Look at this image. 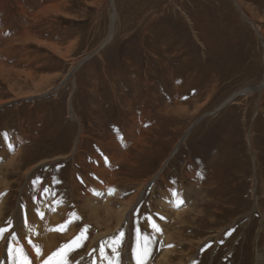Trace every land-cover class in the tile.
Here are the masks:
<instances>
[{"label":"rangeland","instance_id":"374dc122","mask_svg":"<svg viewBox=\"0 0 264 264\" xmlns=\"http://www.w3.org/2000/svg\"><path fill=\"white\" fill-rule=\"evenodd\" d=\"M254 27L264 37V0H0V229L41 198L46 221L86 229L67 262L96 264L103 245L137 264L154 236L146 264H264Z\"/></svg>","mask_w":264,"mask_h":264},{"label":"bare ground","instance_id":"6f19581e","mask_svg":"<svg viewBox=\"0 0 264 264\" xmlns=\"http://www.w3.org/2000/svg\"><path fill=\"white\" fill-rule=\"evenodd\" d=\"M255 28V31L258 32L259 34V40L261 41V45L262 47L264 48V37H263V33H260L259 32V28L257 27H254ZM264 32V31H263ZM24 40V39H23ZM33 40V39H32ZM35 40V39H34ZM18 42V39H12L10 43H8L7 45H5V47L7 49H13V46H15V44ZM45 42V41H44ZM23 43V41H22ZM47 45V43H46ZM51 46V45H50ZM48 48V46H47ZM56 48V47H55ZM57 49V48H56ZM12 54V53H11ZM264 64V63H262ZM6 66L4 65L3 62L0 61V77L4 76L5 75V68ZM12 70V69H10ZM17 71V70H16ZM25 77H24V83H27L28 80L30 81V78H28L30 75L28 74H24ZM45 79V78H44ZM48 79V78H47ZM17 80H20L18 77H17ZM16 81V80H15ZM14 81V82H15ZM21 81V80H20ZM13 82V81H12ZM31 82V81H30ZM107 84V83H106ZM39 92V91H38ZM119 97V96H118ZM182 105V104H180ZM175 107V106H174ZM174 112V111H172ZM169 113V112H168ZM176 113V112H175ZM186 114V113H185ZM177 116V115H176ZM175 116V117H176ZM172 117V116H171ZM174 118V117H172ZM183 118V117H182ZM186 119V118H185ZM180 120V119H179ZM173 122V121H172ZM178 123V122H177ZM176 124V123H175ZM178 125V124H177ZM189 128V127H188ZM146 132V131H145ZM148 134V133H147ZM145 136V135H144ZM148 137V136H147ZM144 137H142L143 139ZM141 139V138H140ZM147 139V138H146ZM143 141V140H142ZM144 141H145V138H144ZM149 141V140H148ZM147 141V142H148ZM75 144V143H74ZM136 144V143H135ZM145 144V143H144ZM146 146V144H145ZM134 147V146H133ZM133 149V148H132ZM145 149V148H144ZM131 150V149H130ZM134 150V149H133ZM143 150V149H142ZM136 151V150H135ZM23 152V150H22ZM146 152V151H144ZM21 153V152H20ZM135 153V152H134ZM141 153V152H140ZM138 152V154H140ZM151 154V153H150ZM137 155V154H136ZM136 155H134L136 157ZM2 156H3V153H2ZM19 156V155H18ZM21 156V155H20ZM19 156V157H20ZM24 156V155H22ZM16 157V156H15ZM6 158V157H5ZM21 158V157H20ZM137 158V157H136ZM10 159V158H9ZM18 159V158H17ZM22 159V158H21ZM139 159V158H138ZM140 160V159H139ZM134 161V159H133ZM15 162V159H13L12 157V161L11 163ZM6 163H8L6 161ZM19 163V162H17ZM104 164V163H103ZM130 164V163H129ZM11 165V164H9ZM13 165V164H12ZM22 165V164H21ZM101 165V163H100ZM135 165L137 166L138 164L135 163ZM3 166H6V165H3ZM19 166V164H18ZM26 166V165H25ZM139 166V165H138ZM22 167V166H21ZM102 167V166H101ZM31 168V167H30ZM134 168V167H133ZM14 169V168H13ZM135 169V168H134ZM133 169V170H134ZM11 170V169H10ZM102 170V169H101ZM107 170V169H106ZM6 171L7 170V167H6ZM12 171V170H11ZM15 171V170H14ZM28 171V170H27ZM10 172V171H9ZM17 172V171H16ZM107 172V171H106ZM2 173V172H1ZM15 172H13L12 174L14 175ZM7 174V173H6ZM21 174V173H20ZM24 175V173H23ZM4 180V179H3ZM13 180V179H12ZM105 181V180H104ZM4 183V182H3ZM15 183V182H14ZM12 183L13 185L17 184V183ZM7 184H10V183H7ZM73 184V183H72ZM0 185H1V182H0ZM3 186V185H2ZM7 185L5 184V187ZM72 186V185H71ZM12 187V186H11ZM64 188V187H63ZM90 193V192H89ZM117 194V193H116ZM117 196V195H116ZM184 196V195H183ZM212 194L208 195V199L212 198ZM201 197V196H200ZM186 198V197H185ZM204 198V197H203ZM2 199V198H1ZM41 198L37 199L36 203L33 205V206H28L27 210H26V215H21L22 217L19 218V222L18 224L16 225L15 229L13 232L9 233L8 230L5 231L2 235H0V264H20V261L22 260V257H21V251L23 252L24 256L27 258L28 260V264H62V261L65 259L62 255V251H60V254L59 255H56V256H53V253H57L59 250H62L63 249V246H53L56 242V239H59L61 241H64L66 242L67 241V245L73 241L74 238H76L77 236H79V234L77 233V228H76V223L71 225V229L69 231V233H66L67 230H64V231H50L49 229H55L57 228L58 226L62 225L63 224V221H61L60 219L62 217H58V215H56V213H53L51 214V217H52V220L51 221H46L44 219V213L43 211H40V205H42V201L40 200ZM131 199V198H130ZM166 199V198H165ZM212 199H215L214 197ZM6 200V199H5ZM94 200V198H93ZM97 200V199H96ZM133 200V199H131ZM203 200V199H202ZM211 200L207 201V202H210ZM49 202V201H48ZM95 202V201H94ZM101 202V201H100ZM105 202V201H104ZM205 202V201H204ZM5 203V202H4ZM3 202H0V216L2 214V208L4 207ZM44 203V201H43ZM99 203V202H98ZM124 203V202H123ZM178 203V202H177ZM49 204V203H48ZM51 204V203H50ZM96 204V203H95ZM103 204V203H102ZM105 205L107 204L106 202L104 203ZM129 204V203H128ZM163 204V203H162ZM174 204H176V201L174 202ZM85 205V204H84ZM122 205V204H121ZM185 205V204H184ZM213 205V204H212ZM99 207L101 205H98ZM126 206V205H125ZM167 206V205H166ZM172 206V205H171ZM87 207V205H86ZM94 207V206H93ZM174 207V206H173ZM185 207V206H184ZM6 208V207H4ZM97 208V207H96ZM95 208V210H96ZM108 208V207H107ZM187 208V207H186ZM20 209V208H19ZM39 209V211H37ZM121 209V208H120ZM127 209V208H126ZM167 209H169L167 207ZM183 209V208H182ZM185 209V208H184ZM183 209V210H184ZM106 210V209H105ZM118 210V209H117ZM125 210V209H124ZM170 210V209H169ZM172 210V209H171ZM181 210V209H180ZM206 210V209H205ZM214 210V209H213ZM211 210V212L213 211ZM36 211L38 214H36ZM66 211V210H64ZM113 211V209H112ZM116 211V210H115ZM121 211V210H120ZM174 211H179V210H174ZM199 211V210H198ZM207 211V210H206ZM20 212V210H19ZM124 212V211H123ZM121 212V213H123ZM127 212V211H126ZM176 212V213H177ZM189 212V211H188ZM112 213V212H111ZM114 213V212H113ZM119 213V212H118ZM179 213V212H178ZM177 213V214H178ZM181 213V212H180ZM184 213V211L182 212ZM198 213V212H197ZM20 214V213H19ZM42 214V216H41ZM106 214V212H105ZM117 214V213H116ZM209 214V213H208ZM40 215V216H39ZM108 215H109V212H108ZM115 215V214H113ZM123 216V214H120ZM176 215V214H175ZM199 215V214H198ZM110 216V215H109ZM200 216V215H199ZM114 217V216H113ZM112 217V218H113ZM182 217V216H181ZM189 217V216H188ZM192 217V216H191ZM3 218V217H2ZM196 218V217H195ZM1 219V218H0ZM181 219V218H180ZM57 222H56V221ZM123 221V220H122ZM125 221V220H124ZM43 222V224L46 222V224L49 225V227L47 228L46 231H39V226L40 224ZM112 222V221H111ZM183 222V221H182ZM16 224V223H15ZM114 224V223H113ZM147 224V223H146ZM186 224V223H185ZM109 225V224H108ZM122 225V224H120ZM45 226V225H44ZM99 226H102L99 224ZM98 226V227H99ZM149 226V225H148ZM159 226V225H158ZM195 226V225H194ZM46 227V226H45ZM44 227V228H45ZM105 227V226H104ZM103 227V228H104ZM108 227V226H107ZM146 227V226H145ZM165 227V226H164ZM196 227V226H195ZM147 228V227H146ZM3 229V228H1ZM98 229V228H97ZM107 229V228H106ZM114 229V228H113ZM161 229V227H160ZM220 229V228H219ZM166 230V229H165ZM151 231V230H150ZM46 232V233H44ZM114 231H112L113 233ZM174 233V232H173ZM176 233V232H175ZM101 234V233H100ZM104 234V233H103ZM108 234V233H107ZM156 234H159V233H156ZM181 234V233H180ZM179 234V235H180ZM169 235V234H168ZM183 235V234H182ZM181 235V236H182ZM60 236V237H59ZM103 236V235H102ZM156 236V235H155ZM160 236V235H159ZM164 236V235H162ZM191 236V235H190ZM195 236V235H194ZM101 237V236H100ZM158 237V236H157ZM173 237V236H172ZM103 238V237H101ZM100 238V239H101ZM112 238V237H111ZM162 237L160 236V239ZM198 238V237H196ZM210 238V237H209ZM80 239L83 240V237H81ZM99 239V238H98ZM109 239V238H108ZM166 239V237H165ZM201 239V238H199ZM197 239V240H199ZM164 240V238L162 239ZM96 241V240H95ZM110 241V240H109ZM165 241V240H164ZM191 241V240H190ZM204 241V240H202ZM59 242V241H58ZM100 242V241H99ZM97 242V243H99ZM111 242V241H110ZM169 242V240H168ZM167 242V243H168ZM198 242V241H197ZM109 243V242H108ZM166 243V242H165ZM177 243V242H176ZM179 243V242H178ZM177 243V244H178ZM202 243V242H201ZM58 244V243H57ZM106 244V243H105ZM170 244V243H169ZM188 244V243H187ZM37 246L39 249H40V254L37 255V252L35 250V248L33 246ZM64 245V244H63ZM112 245V244H111ZM194 245V243H193ZM102 246V245H101ZM109 246V245H108ZM190 246V245H189ZM106 247V246H105ZM104 247V248H105ZM164 247V246H163ZM179 247V246H178ZM89 249V247H87ZM103 248V252L101 251V248L100 249H97V252H96V264H109V261H110V254L111 252L110 249H104ZM109 248H112V247H109ZM167 248V246H166ZM191 248V247H190ZM127 249V248H126ZM129 249V248H128ZM168 249H169V246H168ZM192 249V248H191ZM166 250V249H165ZM164 250V251H165ZM125 251V250H124ZM193 250H191L190 252H192ZM88 252V251H87ZM198 252V251H197ZM196 252V253H197ZM174 253V252H173ZM189 253V252H188ZM187 253V254H188ZM163 255V254H162ZM161 255V256H162ZM165 255V253H164ZM170 255V254H169ZM191 255V254H190ZM189 255V256H190ZM173 256V255H172ZM187 256V257H189ZM196 256V255H195ZM192 257V256H191ZM190 257V258H191ZM51 258V259H50ZM128 258V257H127ZM177 258V257H176ZM194 258V257H192ZM131 259V258H130ZM129 259V263L127 264H132L133 260L130 261ZM159 259V258H158ZM165 259V258H164ZM169 259V258H168ZM167 259V260H168ZM174 260V259H173ZM195 260V259H194ZM189 261V260H188ZM171 262V261H170ZM175 262V261H174ZM68 264H86V262L83 260V257L79 258L78 261H74L73 262V258L71 257L69 259V261L67 262ZM159 263V262H156V264ZM181 263V261H180ZM126 264V263H125ZM134 264V263H133ZM162 264V263H161Z\"/></svg>","mask_w":264,"mask_h":264},{"label":"snow or ice","instance_id":"6c2138e0","mask_svg":"<svg viewBox=\"0 0 264 264\" xmlns=\"http://www.w3.org/2000/svg\"><path fill=\"white\" fill-rule=\"evenodd\" d=\"M4 138H5V140L8 139L7 134H4ZM34 184H35V182H34ZM114 191H115V189H111L110 188L108 190V194L109 195H112L114 193ZM94 194L95 195H98V196L100 195L99 193H94ZM172 195L174 197H176L177 196V193L175 191H173ZM182 204H183V200H180L176 204V207H180ZM41 216H42V214H41ZM72 218L78 219V217H76L75 213L72 214ZM72 218H70L68 221H66L65 224H62V225L58 226L55 229H49V230L50 231H64V230H66L68 224L72 223ZM147 219L149 220V223L151 224V227L153 228L154 232L155 233H159L161 231V229L159 228V226L156 223H154L151 220L150 217L147 218ZM160 219L163 220L165 218L164 217H160ZM5 231H7V229H0V235H2ZM84 231H86V229ZM84 231H82L80 233V235L77 236L76 238H74L73 241H71L68 245H65L63 247L65 249H67L68 251H72L74 249V247H78L79 246L78 241L80 240L81 237H84ZM119 236L122 237L123 236V232H121L119 234ZM84 238L86 239V237H84ZM143 239H144L143 252L139 256H137V264H146V261H147L148 257L151 254V244L154 242L155 237L154 236H152V237H147L146 236V237H143ZM118 244H119V239L117 238V240H114L113 241V247H112L113 253H116L117 252L116 245H118ZM33 247L35 248V250L37 252V255H39L40 254V249L37 246H35V245ZM103 247L104 246L102 245L101 246V251L102 252H103ZM169 247H171V245H169ZM60 251H63V249L62 250H59L57 253H53V256L59 255L60 254ZM65 255H66V253H65ZM21 257H22V260L20 261V264H28V260L24 256V254H23L22 251H21ZM62 264H67V260L64 259L62 261ZM109 264H113V262L110 260L109 261ZM116 264H118V261L116 262Z\"/></svg>","mask_w":264,"mask_h":264}]
</instances>
